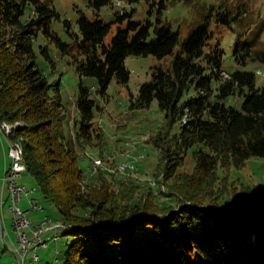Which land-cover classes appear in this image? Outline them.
Here are the masks:
<instances>
[{
  "label": "trees",
  "instance_id": "16d2710c",
  "mask_svg": "<svg viewBox=\"0 0 264 264\" xmlns=\"http://www.w3.org/2000/svg\"><path fill=\"white\" fill-rule=\"evenodd\" d=\"M116 1L147 4V16L136 20L137 8H124L106 22L99 13L90 19L80 12L77 29L63 21L69 35L64 40L53 29L61 14L50 0H0V126H13L10 142L22 148L21 162L58 209L62 235L72 239L64 264H264V194L231 177L251 159L264 158V86L257 87L253 71H227L222 41L213 42L214 25L244 28L245 5ZM89 3L98 11L114 5ZM178 3L199 15L186 36L164 20ZM241 30L234 32L233 61L241 67L264 63L263 26L255 35ZM40 37V52L54 69L50 44L81 78L95 77L104 98L113 80L129 84V56H172L170 67L156 68L131 99L132 109L158 101L164 112L152 137L159 153L154 184L143 189L135 169L119 181L108 177L117 172L101 168L84 175L78 148L103 150L106 143L95 121L96 102L81 83L80 119L67 135L61 82L50 81L37 63ZM189 154L193 172L179 173Z\"/></svg>",
  "mask_w": 264,
  "mask_h": 264
},
{
  "label": "rangeland",
  "instance_id": "374dc122",
  "mask_svg": "<svg viewBox=\"0 0 264 264\" xmlns=\"http://www.w3.org/2000/svg\"><path fill=\"white\" fill-rule=\"evenodd\" d=\"M57 11L61 14V20H55L53 29L64 40H69V35L64 27L63 21L69 20L74 29L78 27V19L80 12H83L88 18L94 19L98 13L106 22L113 21L116 11H123L124 8L130 10L137 8L135 15L136 20L144 19L147 11V4H135L133 6L126 4L124 6L117 5V1L113 0L114 5L104 6L98 11L92 7L89 0H50ZM223 1L229 2L230 6H235L238 2L243 3L246 7L247 15L244 16L245 26L240 29L236 26L235 30L229 28H219L213 26L214 40L220 39L222 47L226 54L224 56L225 69L230 72L236 70H249L256 74L257 87L264 86V63L255 62L247 67L238 66L232 58L233 46L237 35L234 33L237 30L251 35H255L263 26L264 30V0H198L199 3H215L219 4ZM121 3V2H120ZM199 15L197 11L182 3L170 6L164 15V20L172 23L174 30H180L183 36H186L190 29L195 26ZM116 31V27L113 32ZM111 37V36H110ZM110 37L108 39H110ZM259 48L264 50V32L261 35ZM45 39L40 37L36 42L35 50L37 53V63L39 68L45 73L50 81L60 80L61 95L65 109V132L67 135H73L75 123L80 119V113L77 108V98L79 95L80 84L83 83L91 91V96L96 102L95 121L99 123L105 131L106 143L103 150L99 148H78L80 154L79 165L84 171L86 177H91L98 172V168L94 169V160L97 158L103 159L101 170L105 172H117L114 175H108L109 179L119 181L125 178L130 171L134 170L135 177H139L140 184L143 189H146L150 182H153L157 172L159 163V153L152 143V137L156 135L159 127L164 120V112L160 109L158 101H154L150 107L143 109H132L131 99L138 96L140 87L143 83L152 79L153 72L156 68L168 69L171 65L172 56L159 59L154 56H129L126 60V66L131 71V79L128 85H122L113 80L108 89L106 98L98 94L99 83L95 77H80L74 66L68 63L65 57H62L60 52L50 44L53 57L56 61V69L47 62L40 52V44H44ZM194 92H191L193 95ZM231 104V102H228ZM240 103L235 104L241 108ZM22 123H18L16 127H20ZM0 131V192L2 186L5 191V206L4 219L6 227L4 232L7 233L3 237V230L0 223V264H19L18 258L13 251L15 243L18 241L17 233L14 229V215L8 208L11 205L9 187L4 182L6 171L13 164L11 150L14 147L10 142L7 133H10L13 126L2 124ZM103 156V157H102ZM126 165V171H121V167ZM129 165V166H128ZM19 167H24L21 170L22 178H18L17 182L24 185L28 190H36V193L29 198L24 195L21 201V207L26 209L30 199H37L39 204L43 206L44 211H34L29 213V219L33 224L42 222L47 217H50L54 223L60 220L58 209L46 202L38 189L32 176L26 171L23 162L18 164ZM195 167V160L192 154L186 157L185 165L179 170V173H192ZM131 169V170H130ZM114 170V171H113ZM121 173V174H120ZM223 176V171L220 170ZM123 174V175H122ZM232 178L241 180L243 184L258 186L261 194H264V158H253L249 161L245 168L241 171H232ZM114 178V179H113ZM151 184H154L151 183ZM154 186V185H153ZM3 192V191H2ZM1 192V193H2ZM7 201V205H6ZM30 239L33 234L27 231ZM59 234V240L54 237ZM63 230L52 231L43 236L47 247L31 246L26 256L25 264H64L65 251L72 239L63 236ZM7 245V246H5ZM39 256V260L35 261V256Z\"/></svg>",
  "mask_w": 264,
  "mask_h": 264
},
{
  "label": "built area",
  "instance_id": "2783aa9c",
  "mask_svg": "<svg viewBox=\"0 0 264 264\" xmlns=\"http://www.w3.org/2000/svg\"><path fill=\"white\" fill-rule=\"evenodd\" d=\"M11 156L13 159V164L7 169L4 177V182L6 185L8 184L9 187V195L11 200L10 210L14 215V229L18 236V241L17 243H15L13 251L18 258L19 264H25L27 248H30L33 245L39 247H47V243L44 241L43 236L46 233L60 230L61 225H59L58 222L54 223V221L49 217L35 225L29 219L30 212L44 211V208L36 199L30 200V210H25L21 207L20 204L23 200L24 195L27 194L29 196L31 194H34L35 191H30L26 186L21 185L17 182L18 178H22V173L18 166L17 153L11 152ZM97 168H101V165L94 162V169ZM4 206L5 199L2 195L0 196V223L3 230V237H5V235L7 234L4 232V227H6L4 219ZM27 231H30L33 234L32 239H30ZM58 236L59 235H57L56 237ZM34 260H39V256L36 255Z\"/></svg>",
  "mask_w": 264,
  "mask_h": 264
},
{
  "label": "bare ground",
  "instance_id": "6f19581e",
  "mask_svg": "<svg viewBox=\"0 0 264 264\" xmlns=\"http://www.w3.org/2000/svg\"><path fill=\"white\" fill-rule=\"evenodd\" d=\"M118 4L121 5L120 2H118ZM0 130L2 131L1 127H0ZM11 152L17 153V162L19 164L22 161V154H23L22 148L21 147H13ZM94 162H96V164H100L101 166L103 165V160L101 158L95 159ZM19 168H20V170L24 169V167H19ZM126 168H127V166L123 165L120 169H121V171H126ZM58 223H59V225H61V228L65 227L62 222L58 221ZM29 249L30 248H27L26 256H27V253L29 252Z\"/></svg>",
  "mask_w": 264,
  "mask_h": 264
},
{
  "label": "crops",
  "instance_id": "0c3cea01",
  "mask_svg": "<svg viewBox=\"0 0 264 264\" xmlns=\"http://www.w3.org/2000/svg\"><path fill=\"white\" fill-rule=\"evenodd\" d=\"M1 189H2V191H3V192H2V191H1L2 193L0 192V196H2V195H3V196H4V199H5V191H4V186H2V188H1ZM28 197L30 198V196H28ZM6 205H7V201H6ZM9 207H10V206H9ZM28 208H29V202H28V206H26V209H25V210H29ZM4 209H5V208H4ZM9 211H10V208H8V212H9ZM37 224H38V223H37ZM5 246H7V245H5Z\"/></svg>",
  "mask_w": 264,
  "mask_h": 264
}]
</instances>
